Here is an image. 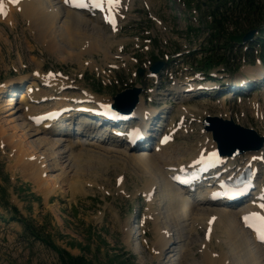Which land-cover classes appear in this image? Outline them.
I'll return each instance as SVG.
<instances>
[{
  "label": "rangeland",
  "instance_id": "obj_1",
  "mask_svg": "<svg viewBox=\"0 0 264 264\" xmlns=\"http://www.w3.org/2000/svg\"><path fill=\"white\" fill-rule=\"evenodd\" d=\"M124 2L126 5L121 2L123 10L119 12L115 28L106 24L97 13L95 14L98 17L83 14L99 22L105 36H108L110 47L108 46L106 51L105 47L98 45L99 48L96 47L92 54H84L80 56V60L77 52L75 53V47L78 49L80 47L78 44L74 45V51L68 50L65 53L47 49L45 42L42 44L37 41L35 30L29 27V21L20 13H17L15 25H9L3 19L0 21V87L3 90L0 94V264H61L57 249L54 247L64 249L65 245L75 250L71 252L72 255L81 256L90 264H172V261H169L170 263L165 261L162 255L158 257L159 255L151 250L150 245L157 238L153 220L148 217L147 212L151 209L157 211L161 207L164 213L165 203L162 199L159 200L160 195L157 196V202L152 204L146 199L144 194L148 183L146 173L141 172L134 164L125 163L116 152L103 153L101 157L92 152L93 159L90 155L84 156L85 151L82 153L79 144L86 139L72 132L73 122L70 124L66 122V128L53 131L56 136L66 131L72 140L77 141L72 150L73 154H69L68 157L72 158H70L72 168L70 165L68 168L65 167L67 164L66 162L65 166L63 165L65 161H62V165L55 166L51 160L50 172L55 171L58 176L47 181L48 185L47 183L38 185L28 177L29 173L26 172L29 169L25 168L24 159L34 150L36 143L32 140L33 137L28 139L21 127L19 128L20 121L16 126L7 116L4 117L5 112L1 107L5 106L11 95L14 100H18L28 80L36 77L34 73L37 70L41 74L54 73L57 79L73 84L64 90L68 95L89 91L111 102L112 96L126 85H141L143 87L141 96L147 108L161 110V107L166 106V102H170L172 115H175L174 122L172 115L170 117V121L175 124L174 133L170 136L175 144H187L186 146L192 147L197 141L204 139L205 135L211 138V133L201 127V121L209 114L226 119L232 118L235 123L254 128L259 134L264 135V82L251 85L250 79L254 73L247 71V68H257L264 75L262 62L264 56H261V53H264L263 49L256 47L253 52H246L247 49H243L238 59L242 62L241 66L234 73L224 69L219 71L217 79L221 78L223 90L214 98L191 97L179 102L178 99L171 98L170 90L164 88L171 83L181 88L183 82L191 78L194 71L190 68V59L184 60L186 56L183 54L186 49L193 51L199 48L205 36L202 31L189 34L186 27L191 25L189 19L184 20L183 15L179 18L178 14L184 6L192 10L197 9V3L201 4L200 0H124ZM260 25L264 26V19ZM195 27L197 25L192 24V29ZM155 58L166 61L169 59V63L173 65L162 75L163 78L158 76L156 79L147 74L143 76L137 74L138 67L147 69ZM238 86L239 89L235 91L241 92L230 94L233 87ZM40 87L49 88L42 83ZM224 93L228 94L227 98L224 97ZM193 106H197L196 109ZM77 118L74 121L77 125H73L78 130L76 132L79 133L80 129L87 130L93 136L89 143L90 149H96L94 145L103 141L110 145L116 144L104 138L109 133L106 130L108 126L94 129V125L84 126L82 123L78 129ZM181 118L183 123L179 124ZM157 120L158 116L155 115L154 128L157 127ZM167 127L164 132L168 130ZM179 129L184 130L185 134H177ZM11 131L15 133L13 138L16 140L18 137L22 145L15 147L10 141L6 134H10ZM152 133L157 135L156 129ZM44 147L47 148L40 145L42 150ZM146 149L151 151L150 147ZM247 154L239 155L238 158ZM258 177L260 182L264 181V159ZM136 211L139 213L138 220H141L142 227L140 247L137 249L135 242L131 243V233L135 228L129 226L135 221L132 216ZM162 215L166 217L165 213ZM163 216L161 217L164 220ZM204 217L205 215L198 219L199 222L195 224V229L188 238V241L191 240L190 253L181 260L177 258V250L174 251L177 255L174 254L172 257L176 258L173 260L174 264L205 262L201 252L206 246L204 242L209 225ZM163 220L160 223L161 227L165 226ZM166 223L171 227L173 238L178 237L177 232L181 237L186 234L183 222L176 226L169 219ZM27 224L36 230L40 238L33 237L26 227ZM124 224L128 226L130 232L128 242ZM215 231L218 232H215L216 237L220 234L222 236L221 232ZM216 237L210 242L214 255L217 249V245L214 246ZM181 244L185 242L178 243L180 246ZM200 246L202 247L198 248Z\"/></svg>",
  "mask_w": 264,
  "mask_h": 264
},
{
  "label": "bare ground",
  "instance_id": "obj_2",
  "mask_svg": "<svg viewBox=\"0 0 264 264\" xmlns=\"http://www.w3.org/2000/svg\"><path fill=\"white\" fill-rule=\"evenodd\" d=\"M64 1L65 0H17V3L14 4L11 0H3L6 15L0 14V21L3 19L5 22H8L9 25H15L18 18L16 17L17 13H20L22 17L29 21V27L35 30L37 41L42 44L45 42L47 49L50 51L55 50L58 53H65L68 50L74 51V45L78 44L80 47L79 49L78 47H75V53L77 52V56L79 55V60L80 56L82 57L84 54H92L91 52L95 51V48L98 47V45L103 46V48L105 47V50L107 51L108 49L106 48L109 46V39L108 36H105L106 34H104V30L100 27L99 22H97L94 18V20L87 18L83 15H87L84 11L72 8ZM121 2L123 5H126L124 0H119V4L114 6V13L116 14V17L119 16L120 10H123ZM92 10V8L88 7L89 12H93ZM102 19L104 20V18ZM100 38H102V40H100ZM86 39L92 40L89 41ZM105 50L104 53L106 55L107 53ZM247 71H252V73H254V77L251 79L252 81L259 80L261 76H263L261 71L257 68H247ZM259 72L261 76H259ZM34 75L36 77H32L31 80L28 81L29 83H27L25 90L19 94V99L14 100L13 95H11L8 102L5 103V106L2 105L3 107H1V109L5 112L4 117L7 116L9 121L13 122L14 125L17 126L18 121H20L19 123L21 126L19 125V128L21 127V130L25 132L23 133L28 137V139L33 137L32 140L36 143L34 150L36 151L32 150L24 159L25 168L29 169L26 174L29 173L28 177L32 178L36 183H38V185H44L47 181L52 179L54 180L58 176L54 173L55 171L50 172L51 168L49 165H51V162L49 164V161L52 160L55 166L57 164L62 165V161H65L63 165L65 166L67 162L65 167L68 168L71 164V157L68 158L69 154H73L72 150L74 144L77 143V141L71 139L72 137H70L69 133L66 131L64 133L62 132V135L60 136L55 135L53 131L63 129L60 127L61 124L59 123L64 119L72 120L74 115H76V113L80 110H87L88 108L100 110L102 106L104 108L109 107L108 104L111 101L107 98L97 97L89 91L68 95V93H65L64 90L73 84L65 82L62 79H57L54 73H51L50 75L41 74L37 70ZM39 81L40 83L47 85L49 88L44 89L40 87ZM190 87L192 86L188 85L182 88L186 95H188L187 89H190ZM1 92H3V90L0 87V94ZM226 96L227 95L224 97L226 98ZM43 100L45 102L41 103ZM144 102L145 101L141 96L132 115V117L137 120H130L128 123L125 122L124 126H126V129L122 130L123 134L116 135L117 130L113 128L108 135L104 136L105 139L116 143L115 145L106 144L103 140H101L103 142H99L94 145L96 149H90L91 144L89 143H91V136H89V134H83L85 132L82 131H79V133L76 131L73 132L76 135L79 134L80 138L82 137L86 139L81 141V144H79L81 146L80 150L82 153L85 151L84 156L90 155L92 158V152H94L93 154L101 157L104 155L103 153L116 152L125 163L134 164L136 168H140L139 170H141V172L144 171L143 173H146V176L148 177L146 180L148 183L146 182L147 186L144 193L146 199L149 200L150 204H152L157 202V196L160 195L159 200L162 199V201L166 204H164L165 218L162 215L164 213H162L163 210L161 207L157 211L151 209L147 212L148 217L153 220V228L157 238L156 241L150 245L152 247V252L160 257V255L165 254V247L168 248L170 251L168 253L169 260L167 261H172V264L175 262L173 261L175 257H172L174 256V251L176 250L178 252H176L178 256L176 254L175 255L178 259L187 257L188 253H190L191 246V240L189 239L188 241L190 233H192V230L195 229V224L199 222L198 219H202L203 215H205L204 218L206 219L209 227L206 229L208 232L205 236V249H202V252L200 251L205 262H196L197 264H264V246L255 241V235L247 227H245L244 223L240 220L242 214L237 213L241 210H246L248 212L260 211L264 213V207H261V205H264V182H260L259 188L253 190V200L252 202H247L248 204H246V207L241 205L242 207L238 209L231 207L230 209L225 210L222 204L224 201L217 199L213 195L217 190V182L221 179V177L226 176L225 172L227 170L232 169L231 164L235 159L222 155V159L226 160L223 164L224 166L216 171L211 178L207 179L208 182H206V186H204V188L201 187V191L197 192L201 189L199 187H196L197 190L192 192L188 191L190 189H180L179 186L169 180L168 177L179 171L180 166H188L187 168L191 167L190 165L197 157H201L200 162H203V158H206L209 154H214V151L217 150L216 143L213 139L208 138V135H205L204 139L197 141V143L192 145V147L186 146L187 144H175L174 141H171L170 136V134L173 133L172 127L167 134H163L162 137L158 139L157 145L149 142L151 140L150 134L154 130L153 128L156 123L153 120L151 124H148L147 120L152 117L156 110L147 108ZM196 107L197 106H193L194 109H196ZM60 109L63 110L62 113L57 116H53V113L59 111ZM88 112L90 113V111ZM45 115H47L48 118L41 122L33 120L34 117L40 116L41 118V116ZM4 122L6 121L4 120ZM68 123L70 124L71 121ZM160 127L161 126H159V128ZM137 128L141 129L143 131L142 133L145 135L142 139H140L141 141H138L135 144L133 143V147L142 142L143 143L141 145L148 144L147 146L151 143V151L140 148L138 150H134L129 149L125 145L123 146L122 142L128 138L125 136V132L129 131V129L136 130ZM135 130L133 131L135 132ZM177 134L185 133L184 130L179 129ZM6 135L9 136L10 141L13 142L15 147L16 145H22V141L18 139V137H16V140L13 138L15 137V133L13 131ZM121 135L123 136L121 137ZM78 142H80L79 139ZM40 145H45L47 148L44 147L45 149L42 150ZM262 153L263 151H253L244 157L238 158L237 161H239V167L247 164H253L260 167L261 161L259 158L263 155ZM216 157L214 156V158ZM83 166L86 167L85 165ZM224 168L226 169L225 172ZM207 177L208 176H205V178ZM202 208L204 210H201ZM161 216H163L164 220ZM169 219L172 220L176 226H179L180 222H183L184 227H186L184 228L186 234L181 237L179 232H177L178 237L173 238V233L170 232L171 227H169V224L166 223ZM161 220L165 223V226H162L163 228L160 224ZM256 221L259 224L258 228H261L260 221ZM124 227L126 231L125 233H130L128 226H125L124 224ZM135 230L138 231V233L140 232V230ZM215 230L221 232L222 236L220 234L216 237L215 232L217 231ZM214 237H216V244H214V246L217 245L215 255L213 254L214 251L211 250L212 247L210 246V242ZM129 238L130 234L127 236V242ZM181 242H185V244H181V246L178 245V243ZM135 244L136 249L140 247L138 241H135ZM202 246L198 248H201Z\"/></svg>",
  "mask_w": 264,
  "mask_h": 264
},
{
  "label": "trees",
  "instance_id": "obj_3",
  "mask_svg": "<svg viewBox=\"0 0 264 264\" xmlns=\"http://www.w3.org/2000/svg\"><path fill=\"white\" fill-rule=\"evenodd\" d=\"M219 3L222 5L225 1L218 2V6ZM215 7L214 10H211L212 24L210 23L208 26L210 37L207 40V45L203 48V51L207 50L210 53L207 56L194 59V67L202 69L206 73L210 68L222 64L227 70L234 72L242 63L238 59L243 49H247L246 52H253L256 47L264 50V26L260 25L264 19V0H235L228 11H221ZM240 19L247 21L246 25L240 23ZM256 28L259 30L257 34L260 36L248 43L245 48V44L242 43L244 34L250 29ZM261 56L263 57L264 53H261ZM26 227L34 235L33 237L40 236L32 226L27 224ZM47 243L53 245L49 241ZM54 248L57 249L61 264H90L83 257L74 256L66 249Z\"/></svg>",
  "mask_w": 264,
  "mask_h": 264
},
{
  "label": "water",
  "instance_id": "obj_4",
  "mask_svg": "<svg viewBox=\"0 0 264 264\" xmlns=\"http://www.w3.org/2000/svg\"><path fill=\"white\" fill-rule=\"evenodd\" d=\"M255 29L245 33L243 42L251 40ZM164 60H155L149 66L152 74H156L163 66ZM144 69L138 68V73L143 75ZM142 92L141 86L128 87L120 90L112 96L110 107L119 115H130L139 102V96ZM203 127L211 131L213 139L217 142L220 155L237 156L250 150H260L264 145V135H260L255 129L248 128L235 123L233 119H224L210 114L203 118Z\"/></svg>",
  "mask_w": 264,
  "mask_h": 264
},
{
  "label": "snow or ice",
  "instance_id": "obj_5",
  "mask_svg": "<svg viewBox=\"0 0 264 264\" xmlns=\"http://www.w3.org/2000/svg\"><path fill=\"white\" fill-rule=\"evenodd\" d=\"M12 3H17V0H11ZM66 3H73L74 6H78V7H87L88 3L85 2V0H65ZM92 4L96 7V8H100L103 9L104 7V0H91ZM109 8L118 5L119 4V0H106ZM0 14H5L6 15V11H5V6L3 3V0H0ZM111 22L113 24H115V19L113 18L111 20ZM261 207H264V205H261ZM251 218H255L256 220H259L261 223V228L258 229V233H259V239H261L262 241H264V216L258 214V213H251L249 216H245L244 219L247 222L249 219Z\"/></svg>",
  "mask_w": 264,
  "mask_h": 264
},
{
  "label": "crops",
  "instance_id": "obj_6",
  "mask_svg": "<svg viewBox=\"0 0 264 264\" xmlns=\"http://www.w3.org/2000/svg\"><path fill=\"white\" fill-rule=\"evenodd\" d=\"M56 222L58 223L59 221H57V219H56ZM64 247V249H66V250H68L70 253L72 252H75V250L72 248L71 249V247L70 246H67V245H65V246H63Z\"/></svg>",
  "mask_w": 264,
  "mask_h": 264
},
{
  "label": "built area",
  "instance_id": "obj_7",
  "mask_svg": "<svg viewBox=\"0 0 264 264\" xmlns=\"http://www.w3.org/2000/svg\"><path fill=\"white\" fill-rule=\"evenodd\" d=\"M135 236L137 237L138 236V233H136Z\"/></svg>",
  "mask_w": 264,
  "mask_h": 264
}]
</instances>
